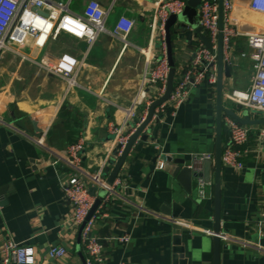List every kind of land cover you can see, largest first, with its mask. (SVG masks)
I'll use <instances>...</instances> for the list:
<instances>
[{
  "label": "crops",
  "instance_id": "obj_1",
  "mask_svg": "<svg viewBox=\"0 0 264 264\" xmlns=\"http://www.w3.org/2000/svg\"><path fill=\"white\" fill-rule=\"evenodd\" d=\"M49 1L70 2L69 11L76 16L94 0ZM96 1L109 13L105 32L92 47L65 36L56 41L41 37L0 55V189L4 190L0 197V264L2 241L7 235L20 246L33 249L35 264H85L83 247L77 241L79 231L68 223L72 206L63 195L62 185L70 170L52 164L80 139L84 150L79 167L93 203H100L93 214L94 234L104 244L106 264H170L176 230L190 263H212L214 238L207 232L214 230L215 86L204 82L191 88L175 115L166 113L149 124L141 134L147 135V140L139 137L135 141L110 185L118 156L112 165L107 164L113 142L109 127L124 120V110L138 93L145 67L138 49L149 46L154 7L161 0ZM231 14L236 31L262 32L259 24L264 17L252 13L245 2L235 4ZM121 17L134 21L126 48L111 36ZM169 34L174 84L188 67L204 33L175 24ZM248 52L245 36L232 39L234 65L229 66L231 77L222 82V106L242 119L257 121L261 120L259 115L227 99L233 91L249 89L252 63L243 57ZM153 53L160 56L158 43ZM63 57L76 62L73 83L45 70L58 68ZM145 110L139 107L138 115ZM222 126L223 152L229 132L223 121ZM252 127L241 148L242 169L222 164L219 233L237 243L221 240L219 264H264V229L255 226L264 209V143H259L256 135L262 126ZM39 140L44 148L36 145ZM156 147L165 156L164 170L156 168ZM201 156L211 159L199 160ZM167 159L194 164L197 174H204L203 163L210 161L208 199L197 198L198 178L192 179L191 193H186L173 176L177 165ZM98 173V180L113 188V199L104 201L103 188L91 182ZM175 221L188 226L180 228ZM122 236H128L130 242L109 240ZM51 246H64L67 256L47 259L44 253Z\"/></svg>",
  "mask_w": 264,
  "mask_h": 264
},
{
  "label": "built area",
  "instance_id": "obj_2",
  "mask_svg": "<svg viewBox=\"0 0 264 264\" xmlns=\"http://www.w3.org/2000/svg\"><path fill=\"white\" fill-rule=\"evenodd\" d=\"M247 4L252 13L264 17V0H223V51L224 62H229L232 53V39L246 37L248 53L244 56L252 63L253 73L250 77L249 89L245 92L233 91L227 94V99L242 109H247L253 115H259L264 120V31L253 33H240L231 24V13L237 3ZM70 2H51L49 0H0V55L5 51L12 52L15 48H21L29 39L39 40L41 37L56 41L59 36L69 37L73 40L84 41L88 48L97 41L99 34L105 32V22L109 11L102 8L96 0L90 1L81 15H72L69 11ZM187 0H161L155 4L153 22L150 32L149 46L146 50L138 49L145 58L144 73L141 78L138 93L130 106L124 110V120L116 126H110L109 131L113 136L112 152L116 145L122 149L129 138L135 133L137 127L146 119L149 107L166 93V85L169 78L168 54L166 52L165 27L170 16H178L185 9ZM197 24L204 33V37L210 43V49L206 48L201 41L193 51L192 58L187 68L175 79L172 93L169 99L155 108L152 120L149 124L158 122L166 113L175 115L176 111L189 97L191 88L200 86L204 82L210 87L216 85L215 64L217 61L218 29V0H203L197 9ZM134 27V21L121 17L115 25L111 36L117 38L123 45L128 46V38ZM159 44L160 56L153 53L154 45ZM1 58V57H0ZM212 66V67H211ZM77 66L76 62L69 57L60 59L58 68L48 67L45 70L56 77H61L69 83H73V77ZM149 88L153 91L149 92ZM143 107L145 112L138 115V108ZM133 123V126H130ZM223 124L229 132L228 146L224 148L221 163L229 168L242 169L240 159L243 156L241 148L244 147L249 134L253 131L252 126H241L230 117L223 118ZM257 141L264 143V127L256 131ZM36 145L44 148L41 140L35 141ZM84 144L80 139L67 147L64 156L54 158L52 164L63 165L69 168V178L63 183V195L65 200L72 206V214L68 220L74 228L80 232V243L84 250L85 264H106L105 247L100 239L94 234L96 217H87L94 206L92 198L88 194V185L83 180L80 156ZM157 148L156 168L165 169V156L160 147ZM122 152V150H121ZM199 160H210V156H201ZM90 178L91 182L100 186L105 191L104 201L113 199L115 194L110 185ZM89 178V177H88ZM210 186L201 178L197 179V198L199 201L207 200L206 188ZM180 228L185 229L188 225L175 221ZM259 230L264 229V209L260 220L255 225ZM81 230V231H80ZM207 235L214 236L212 232ZM222 241L234 242L227 237L217 235ZM109 240L121 244L130 242L128 236L110 238ZM67 249L58 246L49 247L44 255L49 260H63L67 256ZM36 254L30 247L20 246L9 235L2 241L1 262L2 264H35Z\"/></svg>",
  "mask_w": 264,
  "mask_h": 264
},
{
  "label": "water",
  "instance_id": "obj_3",
  "mask_svg": "<svg viewBox=\"0 0 264 264\" xmlns=\"http://www.w3.org/2000/svg\"><path fill=\"white\" fill-rule=\"evenodd\" d=\"M203 0H187V4L183 12L178 16H170L169 21L166 24L165 27V34H166V52L168 54V65H169V78L166 85V93L162 98H160L158 101L154 102L150 107L147 114L146 119L137 127L135 130V133L129 138L128 142L125 144L124 148L120 147V145H116V149L112 152L111 159L107 162L108 165H112L115 161V159L118 156V160L115 164V170L113 171L110 179L109 184L111 185L114 179L117 177V174L119 170L121 169V165L124 162L125 158L127 157L129 151L131 150L133 144L135 141L140 137L141 141H146L148 136L147 135H141L143 132H145L148 128H146L149 123L152 120L153 113L155 111V108L160 106L161 104L165 103L172 93L173 88V79L175 75L174 71V65L170 53V34L169 29L174 26L175 24H179L182 28L190 27L193 30L196 31V33L201 35V29L198 27V24L195 23V19L197 18V9L199 8L201 2ZM222 2L223 0H218V14H219V20H218V29H219V35L217 40V61L215 64V70H216V119H215V126H216V134H215V151L214 156L212 159V163L214 164V195H213V201H214V212H213V219H214V230L213 233L215 234L213 236L214 238V246H213V260L212 263H200V262H194L190 263L188 259L184 256V247L182 246L181 239L179 237V231L174 232V242H173V250H172V259L170 264H219L220 262V243L221 239L217 236L220 231V206H221V200H220V192H221V170H222V163H221V156H222V132H223V126L222 121L224 117H230L233 119L236 123H238L241 126H262L264 127V120H250L249 118L242 119L238 117L233 111L229 109H225L222 106L223 102V89H222V82L225 78L231 77V72L229 70L230 65H234V59L231 58L229 62H224V51H223V37H222V27H223V10H222ZM202 42L206 48H211L210 43L208 39H206L204 36H201ZM212 67V66H211ZM119 150H122V152L119 155ZM167 162H171L177 165L176 169L173 172V176L176 178V180L181 183L183 189L186 193L190 194L192 190V179L194 178H203L205 182H208V176H209V170L211 167L210 161H205L204 164V174H197L195 169V165L191 164V166L187 165L185 161L183 160H174L171 161L170 159H167ZM109 169H106L105 171L108 172ZM4 190L0 189V197L2 196ZM92 193L95 192V189H92ZM103 194L105 193L102 192ZM99 201H96L93 208L91 209L87 220L95 213L97 208L99 207ZM177 216L174 212L173 217ZM81 231V230H80ZM80 232L78 234V246L80 245Z\"/></svg>",
  "mask_w": 264,
  "mask_h": 264
},
{
  "label": "rangeland",
  "instance_id": "obj_4",
  "mask_svg": "<svg viewBox=\"0 0 264 264\" xmlns=\"http://www.w3.org/2000/svg\"><path fill=\"white\" fill-rule=\"evenodd\" d=\"M259 24V23H258ZM264 29V21H262L261 24H259V30H262L263 31Z\"/></svg>",
  "mask_w": 264,
  "mask_h": 264
}]
</instances>
